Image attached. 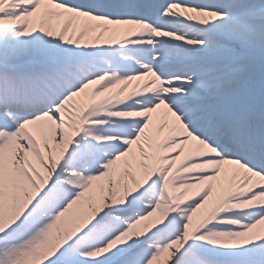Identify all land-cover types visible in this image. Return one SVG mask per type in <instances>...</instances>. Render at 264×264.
Segmentation results:
<instances>
[{"label":"snow or ice","instance_id":"obj_1","mask_svg":"<svg viewBox=\"0 0 264 264\" xmlns=\"http://www.w3.org/2000/svg\"><path fill=\"white\" fill-rule=\"evenodd\" d=\"M0 264H264V0H0Z\"/></svg>","mask_w":264,"mask_h":264}]
</instances>
